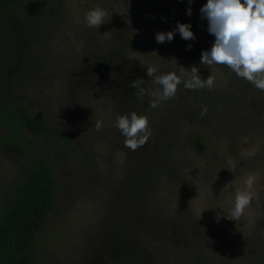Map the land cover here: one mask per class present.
<instances>
[{
  "label": "rangeland",
  "instance_id": "1",
  "mask_svg": "<svg viewBox=\"0 0 264 264\" xmlns=\"http://www.w3.org/2000/svg\"><path fill=\"white\" fill-rule=\"evenodd\" d=\"M29 1L32 17L49 29L25 59L30 82L11 79L12 89L68 129L77 148L37 138L56 166L61 197L38 234L34 264H264V91L227 66L201 63L215 37L197 0L161 7L173 16L168 28L191 8L201 46L158 43L163 31L133 0ZM96 7L105 23L88 27L85 14ZM192 66L201 79L212 75L213 87L181 83L174 98L151 107L155 76L184 68L188 79ZM133 70L146 79L145 94L130 99L119 82ZM132 112L146 116L151 131L135 151L115 126ZM190 131L205 138L194 150ZM18 164L17 154L0 150V191L17 178ZM250 174L251 205L236 221L224 218Z\"/></svg>",
  "mask_w": 264,
  "mask_h": 264
},
{
  "label": "trees",
  "instance_id": "2",
  "mask_svg": "<svg viewBox=\"0 0 264 264\" xmlns=\"http://www.w3.org/2000/svg\"><path fill=\"white\" fill-rule=\"evenodd\" d=\"M133 1L142 4L144 14L158 23L163 32L173 31V41L187 43L174 31L178 23H185L192 27L195 45H202V38L193 23L195 18L191 15L185 14V20L181 22L174 18L175 23L168 28L173 16L161 7L162 0ZM206 3L207 0H197L198 7L202 8ZM30 6L29 0H0V150L19 156L17 178L0 191V264L35 263L40 252L38 234L59 204L61 189L57 169L46 154L37 150V138H51L77 152L68 129L53 123L49 115L38 111L25 94L12 89L11 79L15 78L18 83L30 82L31 68L26 67L29 59H25L33 52L37 40L45 36V27L49 29L50 22L45 25L40 18L32 17L34 11ZM24 69L27 74L23 77L20 74ZM137 79L143 78L133 70L119 82L124 95L130 99L138 97L134 94L138 89L131 86ZM142 84H146V79ZM204 139L200 133L190 131L188 150L196 149L199 143L204 144ZM162 152L167 154L168 147L165 146Z\"/></svg>",
  "mask_w": 264,
  "mask_h": 264
},
{
  "label": "clouds",
  "instance_id": "3",
  "mask_svg": "<svg viewBox=\"0 0 264 264\" xmlns=\"http://www.w3.org/2000/svg\"><path fill=\"white\" fill-rule=\"evenodd\" d=\"M200 11L201 19L208 21L207 31L215 37L211 49L202 51L201 63L207 66H227L238 77L264 91V0H207ZM187 14L191 15V8L187 10ZM106 15L100 7L89 10L85 14L88 27L98 28L105 23ZM190 28V24L178 23L174 31L186 41L194 40L195 36ZM155 38L158 43L170 42L174 38V32H159ZM188 49H191V45H188ZM156 71L155 67H147L148 77H153ZM198 71L196 66H192L191 71H188L191 74L188 79H183L184 68H180V75L169 72L155 76L154 82L160 86V90L151 92V96L156 98L151 102V107L155 108L161 101L174 98L181 83L189 90L205 87L211 89L214 77L209 75L207 79H201ZM142 83L143 79L133 80L131 83L133 88L138 89L134 94L140 97L145 94V89L140 87ZM206 113L205 107L201 117ZM115 126L125 137V147L133 151L142 147L151 135L147 117L136 112L119 116ZM101 127L102 122L97 121V130ZM255 179L251 174L245 178V189L236 192L231 212L224 218L236 221L244 214L253 199ZM220 218L218 215L217 219Z\"/></svg>",
  "mask_w": 264,
  "mask_h": 264
}]
</instances>
